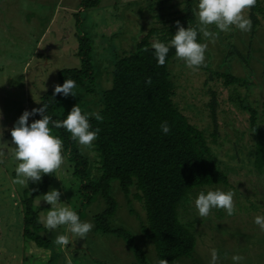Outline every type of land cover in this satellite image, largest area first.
<instances>
[{"label":"rangeland","instance_id":"rangeland-1","mask_svg":"<svg viewBox=\"0 0 264 264\" xmlns=\"http://www.w3.org/2000/svg\"><path fill=\"white\" fill-rule=\"evenodd\" d=\"M195 15L199 0H186ZM264 5V0H262ZM80 0H0V126L5 131L0 149L7 158H0V264H139L123 240L102 234L94 228L83 240L74 238L68 246L55 243L58 235H70L66 226L43 233L51 241L48 248L39 247L21 237L20 195L24 187L15 184L17 161L10 130L25 111H31L40 94L56 85V72L79 66L76 37L84 34L90 41L91 81L85 80L74 89L75 96L62 99L61 107H82L89 98L100 101V92L109 86L112 64L123 50H132L135 42L149 27L160 26L178 14L184 0H99L97 5L83 8ZM173 7H172V6ZM249 13V12H248ZM246 13V15H248ZM258 23L248 33L234 26L230 32L218 33L215 43H208L205 65L192 71L175 56L167 64L169 79L174 84L173 103L197 129L201 130L218 168L227 176V183L193 187L176 208L179 222H191L194 247L190 255L170 264H209L210 252L216 249L221 264H233L232 256L244 257L241 264H264V231L255 224L256 216H264V174L252 168L253 137L248 127L247 112L239 108L248 103L257 109L264 126V14L255 13ZM151 40L160 41L152 36ZM108 72V74L106 73ZM222 75L238 79L224 84ZM108 82L105 83V78ZM87 82V84H86ZM82 85H87L88 93ZM91 94V95H88ZM214 98L215 126L210 118ZM84 109V108H83ZM32 116L29 117V123ZM214 141H212V136ZM80 146V145H79ZM86 158V174L98 175L94 169L96 153L80 146ZM80 178L72 174V164L65 158L62 169L49 180L47 192L62 193L56 207L67 206L82 221L94 224L93 216L105 208V201L94 195L89 203H81ZM36 187V184H35ZM32 188L31 190H33ZM220 190L234 192L236 212L229 216L223 209H212L200 217L195 207L199 193ZM131 185L124 195L116 180L109 182V195L116 207L108 219L110 228L127 231L142 254L145 264H159L153 244L146 234V214ZM33 207L43 219L51 205L38 195ZM45 227V226H44Z\"/></svg>","mask_w":264,"mask_h":264},{"label":"trees","instance_id":"trees-1","mask_svg":"<svg viewBox=\"0 0 264 264\" xmlns=\"http://www.w3.org/2000/svg\"><path fill=\"white\" fill-rule=\"evenodd\" d=\"M98 2L80 0L79 6L86 8ZM184 2L178 14L158 27H149L132 50H123L114 60L110 84L101 90L100 101L91 97L84 103V109L80 107L82 113L99 112L104 118L103 122H98L90 117L92 130L100 129L92 147L97 157H94V169L98 172L95 178L87 176L86 158L81 155L80 146L71 139V134L64 129L52 130L63 141L62 154L72 164V174L80 178L78 192L82 197L81 203H89L94 195L101 196L105 201V208L93 216L94 229L123 240L139 264H145L142 254L127 231L108 226V219L116 207L109 195L110 180L117 181L124 195L131 185L134 186L137 193L133 197L142 202L145 210L147 237L153 244L158 262L165 259L168 264L189 256L195 241L192 223H181L177 219V206L189 196L193 187L227 183V176L216 165L203 132L193 126L172 101L174 84L169 79L167 64L175 56V49L170 47L166 64L159 66L151 47L152 36L170 44L177 31L176 21H180L184 28L198 26L190 4L186 0ZM255 13L264 14L262 0H257L256 7L248 13L253 26L259 22ZM197 39L200 42V34ZM76 43L79 66L59 69L56 85H62L67 79L75 80L77 85L85 80L91 81L90 41L84 34H79ZM261 75L264 78V63ZM149 77L151 85L145 83ZM222 77L225 85L230 82L243 85L232 76ZM82 87L83 91H91L87 85ZM53 90L40 94L34 108L46 104V114L55 120H63L73 107H61L64 96H53ZM211 99L209 116L215 126L214 98ZM239 103V108L247 112L248 127L254 141L252 168L256 173L264 174V126L260 125L257 109L248 103ZM40 118L39 114L33 115L32 122ZM162 121L170 125L167 135L161 131ZM214 138L212 136V141ZM53 175H43L36 187L29 182L28 187L22 189L19 201L22 239L44 248H48L51 241L43 234L46 229L33 207V200L47 193ZM51 262L52 258H49L46 264Z\"/></svg>","mask_w":264,"mask_h":264},{"label":"clouds","instance_id":"clouds-1","mask_svg":"<svg viewBox=\"0 0 264 264\" xmlns=\"http://www.w3.org/2000/svg\"><path fill=\"white\" fill-rule=\"evenodd\" d=\"M257 0H199L195 15L198 18L196 28L181 26L180 21H176L177 31L170 41V44L158 40L152 43L155 58L159 66H164L170 51V47L175 49V58L192 71H197L205 65V53L208 43L198 42V34L202 33L206 41L215 43L218 33L210 31V26H215L220 32H230L234 26L242 33H248L252 29V20L246 13L256 7ZM148 49H145L147 51ZM145 83L151 85V77ZM77 87L75 80H64L62 85H55L53 96L69 95L75 96L74 89ZM48 105L33 108L31 111L25 110L10 130L11 143L15 153V160L18 162L15 168L16 179L13 181L22 187H28L29 182L38 184L43 175H53L62 169L65 162L63 156V141L53 134L54 129H64L71 134V139L76 141L83 149H91L98 138L100 129L92 130L90 117L96 121L103 122V116L99 112L82 113L77 105L63 120H55L46 114ZM39 114L40 119L29 123V117ZM2 118V113H0ZM51 125V127H50ZM164 135L169 134L171 128L167 121H162L160 125ZM4 127L0 126V138L3 137ZM7 144V142L0 143ZM0 158H7L6 151L0 149ZM62 193L56 189H51L43 195V201L51 205L43 224L48 231L56 230L60 226H66L70 235H58L55 243L59 246H68L74 238L85 239L93 230L94 224L90 221H82L76 211L67 206L56 207L62 204L59 202ZM234 192L215 190L199 193L195 199V207L200 217L210 215L212 209H223L229 216L236 212L234 202ZM261 231H264V216H256L254 219ZM209 264H221V258L216 249L210 252ZM243 256L233 255V264H241ZM71 264V260H68ZM159 264H168L162 259Z\"/></svg>","mask_w":264,"mask_h":264}]
</instances>
